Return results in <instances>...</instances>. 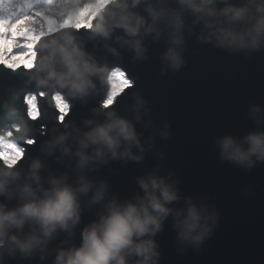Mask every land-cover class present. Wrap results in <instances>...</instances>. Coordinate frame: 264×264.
<instances>
[{
	"label": "clouds",
	"instance_id": "9594fccd",
	"mask_svg": "<svg viewBox=\"0 0 264 264\" xmlns=\"http://www.w3.org/2000/svg\"><path fill=\"white\" fill-rule=\"evenodd\" d=\"M91 4L77 28L73 21L81 0H31V6L53 17L57 27L44 29L31 65L20 66L27 74L25 86L11 89L0 102V197H4L0 264L17 254L26 259L39 254L41 262L52 255V264H160L156 236L169 217L180 252L199 250L220 221L215 204L183 195L179 178L172 171L162 174L161 163L137 176L141 191L131 198H120L106 179L91 175L112 160L144 161L156 147V137L170 138L172 128L167 120H154L139 90L131 94L128 114L113 107L134 80L119 64L89 51L79 30H86L87 39L102 41L115 60L122 57V50L131 51L134 61L145 60L149 44L163 41L164 75L185 65L192 37L232 53L264 51V0H93ZM28 7L29 0H0V17ZM100 94L104 100L83 126L64 122L74 100ZM21 95L23 105L18 103ZM45 100L58 110L63 128H53L41 145V155L31 157L25 168L20 166L25 145L35 143L32 121L43 115ZM246 116L254 124L251 130L219 135L215 145L222 161L250 170L264 163V105L250 102ZM138 124L150 134L145 136ZM54 155L58 161L67 158V168L59 173L49 170L45 177L44 157ZM157 155L163 161L164 151ZM12 200L14 205L9 204ZM97 205V218L80 230V242H73L85 207ZM61 233L65 237L60 245L50 247Z\"/></svg>",
	"mask_w": 264,
	"mask_h": 264
},
{
	"label": "water",
	"instance_id": "95a60500",
	"mask_svg": "<svg viewBox=\"0 0 264 264\" xmlns=\"http://www.w3.org/2000/svg\"><path fill=\"white\" fill-rule=\"evenodd\" d=\"M85 33V29L79 30L89 51L102 60L107 58L119 64L134 80L133 87L125 89L113 107L128 114L131 94L139 90L148 100L154 120L157 123L167 120L172 128L170 138L156 137V147L144 161L112 160L91 175L106 179L111 185L110 191L120 198H131L141 191L137 176L161 163L162 174L172 171L179 178L183 195L218 207L220 221L199 250L178 251L176 231L169 217L156 236L162 253L160 264H264V163L246 170L222 161L215 145L219 135L229 132L243 135L254 127L246 116V109L250 102L264 105V51L232 53L212 44L198 43L192 37L185 52V65L177 72L162 75L163 41L149 44V57L145 60L134 61L133 53L127 50H122V57L115 60L102 41L87 39ZM26 81L23 67L14 71L0 64V102L9 96L11 89L23 88ZM30 87L34 89L35 85ZM104 98L100 94L74 100L64 122L71 120L83 126L84 119L95 115L93 109L100 106ZM23 102L21 95L18 103L23 105ZM42 111L41 118L32 121L35 143L25 145V159L20 162L25 168L31 157L41 155V145L51 137L53 128H63L58 110L46 100L42 102ZM137 127L145 136L150 134L151 130L142 124ZM158 150L165 153L163 161L157 155ZM44 159L46 167L42 173L45 177L49 170L59 173L68 165L67 158L58 161L54 155ZM246 188L249 191H245ZM15 203V200L9 201L10 205ZM99 207H85L73 242H80V230L97 218ZM64 237L61 233L50 247L60 245ZM52 260V255L41 262L39 254L28 259L17 254L6 257L5 264H52Z\"/></svg>",
	"mask_w": 264,
	"mask_h": 264
},
{
	"label": "snow or ice",
	"instance_id": "6c2138e0",
	"mask_svg": "<svg viewBox=\"0 0 264 264\" xmlns=\"http://www.w3.org/2000/svg\"><path fill=\"white\" fill-rule=\"evenodd\" d=\"M92 7L91 3L84 4L79 8L78 16L73 21L74 25L79 28L83 23ZM0 64L8 65L11 68H18L21 65H31L34 57V48L44 29H54L57 23L53 17L47 16L43 11H40L31 6L29 0V7L18 10L8 16L0 17ZM11 37L12 48L21 49V54L17 62H10L9 55L12 48H4L2 45L9 42ZM19 39L24 42L21 44ZM27 50L26 52L24 50ZM27 57V58H25ZM131 81L125 84V87L130 85ZM111 103V101H108ZM63 119V116H61Z\"/></svg>",
	"mask_w": 264,
	"mask_h": 264
},
{
	"label": "rangeland",
	"instance_id": "374dc122",
	"mask_svg": "<svg viewBox=\"0 0 264 264\" xmlns=\"http://www.w3.org/2000/svg\"><path fill=\"white\" fill-rule=\"evenodd\" d=\"M87 1H88V3H92L93 2V0H87ZM41 2H43V0H41ZM81 3H82V5L88 4V3H85V0H81ZM0 27H2V26H0ZM10 40H11V37L9 36V42L4 43L2 45V47H4V48H12V44H11ZM19 42L22 44L24 41L22 39H19ZM24 51L26 52L27 50L25 49ZM20 54H21V49L12 48V52L9 55L10 62H17V59L20 56ZM25 58H27V57H25Z\"/></svg>",
	"mask_w": 264,
	"mask_h": 264
},
{
	"label": "bare ground",
	"instance_id": "6f19581e",
	"mask_svg": "<svg viewBox=\"0 0 264 264\" xmlns=\"http://www.w3.org/2000/svg\"><path fill=\"white\" fill-rule=\"evenodd\" d=\"M85 3H88V1H87V0H85Z\"/></svg>",
	"mask_w": 264,
	"mask_h": 264
}]
</instances>
